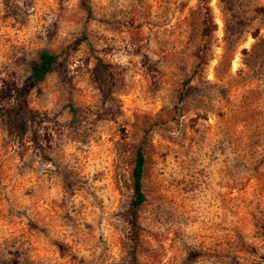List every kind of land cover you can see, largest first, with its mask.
<instances>
[{
    "label": "rangeland",
    "instance_id": "rangeland-1",
    "mask_svg": "<svg viewBox=\"0 0 264 264\" xmlns=\"http://www.w3.org/2000/svg\"><path fill=\"white\" fill-rule=\"evenodd\" d=\"M86 5L0 0V264H264V0Z\"/></svg>",
    "mask_w": 264,
    "mask_h": 264
},
{
    "label": "trees",
    "instance_id": "trees-1",
    "mask_svg": "<svg viewBox=\"0 0 264 264\" xmlns=\"http://www.w3.org/2000/svg\"><path fill=\"white\" fill-rule=\"evenodd\" d=\"M204 1V0H201ZM81 6L86 11L89 12V8L86 5V0H80ZM257 11H262V8H258ZM210 17L202 19V30L203 36L209 35L211 32ZM197 63L195 69L203 62L201 56H196ZM56 61V56L49 53L46 50H42L38 53L36 61L30 66L29 73L23 84L14 89L13 95L11 96V105L6 111V122L8 134L21 137L27 130V122L30 119L28 114V109L25 104V95L28 89L35 87L40 83L43 78L48 74L52 65ZM144 166V157L142 154V147H137L134 154V159L132 163V168L130 171V182L133 198L129 203L130 209L133 211L137 209L143 202L144 196L141 192V177Z\"/></svg>",
    "mask_w": 264,
    "mask_h": 264
}]
</instances>
